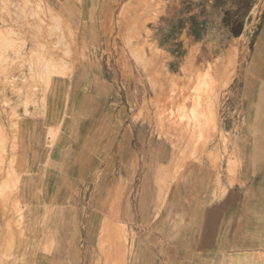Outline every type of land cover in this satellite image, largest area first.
I'll list each match as a JSON object with an SVG mask.
<instances>
[{
    "label": "crops",
    "instance_id": "1",
    "mask_svg": "<svg viewBox=\"0 0 264 264\" xmlns=\"http://www.w3.org/2000/svg\"><path fill=\"white\" fill-rule=\"evenodd\" d=\"M55 1L62 21L80 36L64 38L54 28L51 43L21 53L43 64L36 70L56 95L54 104L61 90L67 98L65 114L54 115L52 127L23 132L46 135L48 155L43 168L26 174L22 148L20 237L0 240L1 247L15 248L10 262L264 264V63L241 64L242 74L231 81L232 101L242 103L244 114L234 149L244 151L245 161L235 158L242 166L234 183L223 177L225 191L210 190L207 183L217 182L206 179L201 164L173 180V148L159 138L155 114L144 107L153 93L142 54L136 60L133 52L123 56L122 48L98 46L95 23L104 15L85 14L87 0ZM260 43L264 48V34ZM247 136L251 143L244 142ZM110 217L136 233L135 246L159 249L139 250L127 261L123 233L109 256ZM8 261L0 255V263Z\"/></svg>",
    "mask_w": 264,
    "mask_h": 264
},
{
    "label": "rangeland",
    "instance_id": "2",
    "mask_svg": "<svg viewBox=\"0 0 264 264\" xmlns=\"http://www.w3.org/2000/svg\"><path fill=\"white\" fill-rule=\"evenodd\" d=\"M87 2L91 8L85 14L104 15L102 22L95 23L101 31V38L96 40L98 46L122 48L123 56L133 52L136 60L140 52L141 62L145 60L144 72L153 94L144 107L155 114L159 138H165L173 148V180L188 166L201 164L206 179L217 182H208V188L213 190L215 185L218 191H225L222 178L233 184L240 173L234 148L244 128L242 103L232 101V82L242 74L237 70L241 64L264 63L260 43L264 29H259L264 0ZM57 9L61 10L55 0H0V240L20 237L22 148L26 174L43 168L48 155L47 136L24 135L25 127H52L54 115L65 114V91L59 92L60 103L54 104L55 94L44 85L41 71L36 70L43 64L31 54L21 56L27 47L51 43L54 28L64 38L71 36L75 40L80 36L62 21ZM63 37L61 46L66 42ZM27 66L35 70L26 72ZM227 77L229 83L232 81L229 85ZM198 94L203 108L210 97L218 103V123L211 106L206 108L210 114L207 122L196 123L199 114L193 108ZM56 137L57 134L53 136ZM257 169L252 168L254 172ZM114 219L109 220V256L117 251L113 240L117 242L123 233L122 243L129 249L125 254L127 261L139 250L147 253L159 249L152 244L135 246L136 233ZM14 249L0 246V255L9 259L0 264H19L10 262ZM260 255L264 259V253Z\"/></svg>",
    "mask_w": 264,
    "mask_h": 264
},
{
    "label": "bare ground",
    "instance_id": "3",
    "mask_svg": "<svg viewBox=\"0 0 264 264\" xmlns=\"http://www.w3.org/2000/svg\"><path fill=\"white\" fill-rule=\"evenodd\" d=\"M264 33V32H263ZM236 63V62H235ZM207 75L205 74V77H206ZM209 76V75H208ZM230 77V76H229ZM229 77H227V83H228V85H229V80H228V78ZM67 98V97H66ZM201 99H202V97H201V94L199 95H197V97L196 98H194V100H196L197 101V104H195L194 105V108H193V112H196V111H198V114H199V116L197 117V121H196V123L198 122V123H201V124H204L205 122H207V119H208V116L210 115V114H207V111H206V108L208 107V106H211L212 108H213V111H214V113L215 114H212V116L213 117H215L216 118V122L218 123V119H219V109H218V103L217 102H215V99L214 98H212V97H210L208 100H207V102H204L206 105L204 106V108L203 107H201V104H202V101H201ZM67 102V101H66ZM69 108V107H68ZM68 110V109H67ZM62 114V113H61ZM67 117V116H66ZM65 119V118H64ZM202 120V121H201ZM205 120V121H204ZM61 126H64V125H61ZM64 128V127H63ZM60 131V128H58V131H57V133ZM252 136H247L245 139H244V142H249V140H250V138H251ZM57 142V141H56ZM249 143H251V142H249ZM252 146V145H251ZM186 148H188V147H186ZM240 150V149H239ZM239 150H237V152H236V154L238 155V157H237V159L239 158L240 159V161H241V163L242 164H244V161H245V156H244V151L243 152H240ZM17 155V154H16ZM63 157V156H62ZM46 160V159H45ZM44 163H45V161H44ZM242 166V165H241ZM33 170H34V168H33ZM12 171H14V169H12ZM9 172V171H8ZM7 172V173H8ZM4 173V172H3ZM25 204V203H24ZM241 260V259H240Z\"/></svg>",
    "mask_w": 264,
    "mask_h": 264
}]
</instances>
